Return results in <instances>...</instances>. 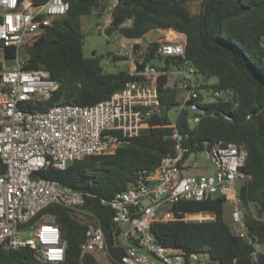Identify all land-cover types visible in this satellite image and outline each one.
I'll return each mask as SVG.
<instances>
[{
    "label": "trees",
    "instance_id": "1",
    "mask_svg": "<svg viewBox=\"0 0 264 264\" xmlns=\"http://www.w3.org/2000/svg\"><path fill=\"white\" fill-rule=\"evenodd\" d=\"M68 14L54 22L32 46L26 49L24 67L46 70L57 88L41 109L51 106H92L108 100L133 79L127 71L105 72L103 56L83 51L86 19L99 18L103 0H65ZM194 0H120L113 11L107 36L119 35L142 39L153 30H172L186 37L185 58L205 77L203 88L226 93L225 99L200 104L204 115L190 125L188 109L179 110L174 121L170 112L181 107L183 93L168 86V75L156 78L160 100L157 115L148 119L137 137L128 139L111 155L88 156L73 161L64 171L48 169L36 175L55 180L63 187L84 196L83 210L99 220L112 264H121L124 248L120 246L118 228L112 223V211L101 204L117 193L136 185L161 160L172 154L173 127L190 148L189 158L198 159L205 145L234 143L246 151L241 171L249 176L238 190L247 209V235L264 246V0H200V10L192 13L188 5ZM130 21V25H125ZM157 42L150 43L144 63L157 61ZM3 58L13 60L15 48H4ZM114 60H121L118 55ZM123 60V59H122ZM167 59L159 71L168 72ZM2 62H0V68ZM155 66V65H154ZM209 81V83H208ZM223 198L180 201L172 209L175 220L155 223L151 232L155 241L173 251L197 254L205 264H264L251 258L252 247L232 229ZM45 211L55 215L65 258L59 264H101L90 254H82L86 225L62 207ZM209 213L212 220L186 221L187 215ZM0 264H51L40 260L29 248L6 250L0 246Z\"/></svg>",
    "mask_w": 264,
    "mask_h": 264
},
{
    "label": "built area",
    "instance_id": "2",
    "mask_svg": "<svg viewBox=\"0 0 264 264\" xmlns=\"http://www.w3.org/2000/svg\"><path fill=\"white\" fill-rule=\"evenodd\" d=\"M103 1L104 15L96 28L105 32L120 0ZM68 10L65 0H0V246L12 251L29 248L44 262L62 263L66 246L55 215L45 211L59 206L86 225L82 254L112 264L99 220L82 209L83 194L36 175L48 169L64 171L73 161L88 156L114 154L125 141L137 137L145 122L159 113L155 85L159 75L175 76L176 86L183 93L180 109H188L190 125L198 124L204 115L200 104L225 99L226 93L203 88L205 77L185 58L186 37L158 39L154 56L160 66H154L144 63L136 39L114 35L118 39L117 55L127 65L129 76L137 79L92 106L41 109L57 84L48 71L24 67L26 49L54 22L65 18ZM11 47L15 55L8 61L2 49ZM167 59L173 62L170 71H159L156 67L163 68ZM171 138L173 153L155 170L111 200L101 201L113 213L112 223L125 250L121 264H205L206 259L197 254L158 244L151 226L175 220L172 207L180 201L215 197L223 198L230 207L232 229L252 247L253 262L264 263V246L247 235V209L238 196L240 186L249 179L241 171L245 149L234 143L205 145L201 158L189 162L190 148L184 145L176 126ZM199 159H203V166ZM196 169L202 173L195 174ZM199 215L207 216L204 220L214 219L209 213Z\"/></svg>",
    "mask_w": 264,
    "mask_h": 264
},
{
    "label": "rangeland",
    "instance_id": "3",
    "mask_svg": "<svg viewBox=\"0 0 264 264\" xmlns=\"http://www.w3.org/2000/svg\"><path fill=\"white\" fill-rule=\"evenodd\" d=\"M102 4L104 5V1H102ZM189 10L192 13H198L200 10V0H194L193 2H190L188 5ZM104 15V9L101 13V16L99 18H89L86 19L84 23V32L88 34L85 36L84 40V46L83 51L85 56H90L92 52H95L97 55L103 56L102 66L105 72H118V71H127L128 67L125 64V62L121 60H114L113 57L117 55L118 51V39L113 38V36H107L106 32L100 31L98 28H96L98 23L102 20V17ZM165 35H162L161 38H163ZM115 37V36H114ZM182 37V36H181ZM160 37H153L151 35H145L139 42H137L138 49L141 50L142 53L145 52L147 46L150 43L156 42ZM160 38V39H161ZM169 39H173L171 37H167ZM154 65L160 66L159 61H155ZM174 70V69H173ZM168 86L174 87L176 86L175 82V76L173 74H170L168 76ZM180 110V107L174 108L169 116L172 119V121L175 120L178 112ZM199 158H201V155H198ZM192 159H189V162H191ZM193 172V171H192ZM190 172V173H192ZM189 173V172H185ZM195 174L202 173V170L196 169L194 171ZM226 213L227 218L229 220V213H230V207L226 206ZM203 218H207L205 215H187L185 217L186 221H204ZM101 264H110L108 261L104 260L101 257H98L97 259Z\"/></svg>",
    "mask_w": 264,
    "mask_h": 264
},
{
    "label": "crops",
    "instance_id": "4",
    "mask_svg": "<svg viewBox=\"0 0 264 264\" xmlns=\"http://www.w3.org/2000/svg\"><path fill=\"white\" fill-rule=\"evenodd\" d=\"M147 35H151V36H153V37H160L161 38V36L162 35H165V37L167 36H169V37H171V38H178V37H181V36H184V35H182V34H179V33H176V32H174V31H172V30H167V31H158V30H153V31H151L150 33H148ZM185 37V36H184ZM159 38V39H160ZM141 39H136V41L137 42H139ZM156 41H158V40H156ZM169 85V84H168Z\"/></svg>",
    "mask_w": 264,
    "mask_h": 264
},
{
    "label": "water",
    "instance_id": "5",
    "mask_svg": "<svg viewBox=\"0 0 264 264\" xmlns=\"http://www.w3.org/2000/svg\"><path fill=\"white\" fill-rule=\"evenodd\" d=\"M199 165H200V166H203V165H204V161H203V159H199Z\"/></svg>",
    "mask_w": 264,
    "mask_h": 264
}]
</instances>
